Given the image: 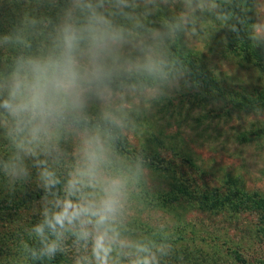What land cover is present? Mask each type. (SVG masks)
Wrapping results in <instances>:
<instances>
[{
  "label": "clouds",
  "instance_id": "9594fccd",
  "mask_svg": "<svg viewBox=\"0 0 264 264\" xmlns=\"http://www.w3.org/2000/svg\"><path fill=\"white\" fill-rule=\"evenodd\" d=\"M4 7L15 19L0 32V51L11 53L0 65V186L41 192L38 219L17 233V255L51 261L71 237L87 253L76 264H162L171 253L166 238L133 239L125 227L130 189L148 175L147 161L122 160L114 145L131 121L130 98L155 103L199 91L172 46L195 14L219 18V5L0 0Z\"/></svg>",
  "mask_w": 264,
  "mask_h": 264
},
{
  "label": "rangeland",
  "instance_id": "374dc122",
  "mask_svg": "<svg viewBox=\"0 0 264 264\" xmlns=\"http://www.w3.org/2000/svg\"><path fill=\"white\" fill-rule=\"evenodd\" d=\"M256 9V34L264 38V0H257ZM178 11V6L166 8L149 19L159 21ZM217 26L212 13L195 14L184 33L185 44L225 83L248 91L261 86L263 72L253 63L228 55L224 33ZM178 93L168 96L178 98ZM167 97L155 103L130 98L131 121L122 133L132 151L120 152L114 145L122 160L143 155L149 170L130 189L125 227L132 231L127 234L157 242L166 238L171 253L162 264H264V220L261 209H255L264 197V107L221 113L199 122L195 118L204 111L203 105L192 106L194 111L188 103L176 107L179 113H173L174 107L164 111L161 107ZM207 107L217 108L212 104ZM187 113H191L188 118ZM156 135L164 142L154 140ZM192 187L203 193L218 191L233 202L205 207L198 198L179 190ZM29 190L37 189L34 184L26 185L10 194L0 186V200L17 202ZM38 202L29 204L34 207L23 211L19 222L0 219V235L9 234L1 240L17 242L15 232L31 225ZM0 264L24 263L22 257L15 259L6 249L0 252Z\"/></svg>",
  "mask_w": 264,
  "mask_h": 264
},
{
  "label": "trees",
  "instance_id": "16d2710c",
  "mask_svg": "<svg viewBox=\"0 0 264 264\" xmlns=\"http://www.w3.org/2000/svg\"><path fill=\"white\" fill-rule=\"evenodd\" d=\"M215 2L219 5V18L216 13L212 14L215 16V20L218 23V30H222L224 33L223 40H226L224 43L225 51H227L228 55L233 56L240 61L257 65L263 72V84L259 87H254L252 91H248L246 88H235L231 84L225 83L220 76L214 73V68L203 65L198 52L188 48L185 44L184 33H182L172 46V54L175 57L182 59L185 66L191 70L192 82L196 85L199 91L194 92L191 90H184L178 93V98L168 96L166 98L167 103L161 108H164L163 110L167 111L174 107L173 113H179L180 111L177 110V106L183 108L188 103L190 111H194L193 107L203 105L202 108L204 111H199V116L195 118L199 122L207 118L211 119L221 113L229 115L235 110L250 111L264 107V38L256 34L258 25L256 9L257 0H215ZM24 8L27 9L28 4H25ZM14 19V15L7 7L0 9V32L7 31ZM233 24L239 28L238 32L230 31ZM10 55L11 53L9 52L0 51V63L3 64L6 57ZM206 104L215 105L217 108L214 107L208 109V107L206 108ZM137 110L138 109H135V114L138 119L140 118V114ZM186 115L188 118L191 113H187ZM154 140H158L162 143L164 142V140L157 135ZM115 145L120 152L132 151L127 147V141L124 138L122 131ZM179 190L192 199L198 198V201L203 204L205 203V207H220L224 204L229 205L233 202L228 196L221 197V194L218 191L203 193L199 189L195 190L193 187L192 190L190 188L185 190L179 188ZM27 192L28 193L25 194V197L17 202H12V200L7 199L0 200V219L7 222L13 221V223H15L24 218L23 211L31 210L34 206L31 208L29 204L38 200L41 195L39 190H29ZM203 198H206V200L204 201ZM257 205L258 206L255 207V209H261L262 219L264 220V197L261 198ZM37 213L32 215L31 224L38 219ZM23 230L24 229L18 230L15 234H17V232L23 234ZM131 231L132 230H128V232ZM8 236L9 234L7 233L0 235L1 238H7ZM16 237V243L10 240H1L0 238V252L10 249L15 259L20 257L17 255L16 251L19 237ZM66 249L67 250L64 254H58L57 257L51 261H30L22 257L23 263L76 264L78 256L87 254L82 249H77L73 246L71 237L66 241ZM121 264H127V261H122Z\"/></svg>",
  "mask_w": 264,
  "mask_h": 264
}]
</instances>
